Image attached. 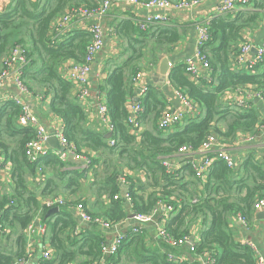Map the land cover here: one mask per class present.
I'll return each mask as SVG.
<instances>
[{"label": "trees", "instance_id": "16d2710c", "mask_svg": "<svg viewBox=\"0 0 264 264\" xmlns=\"http://www.w3.org/2000/svg\"><path fill=\"white\" fill-rule=\"evenodd\" d=\"M97 1L10 0L0 9V62L12 47L21 46L27 58L22 75L27 87L48 98V108L60 120L70 144L95 154L87 169L51 154L28 161L24 146L34 138V129L18 124L20 107L15 102L0 104V155L11 164L12 182L10 192L0 191V264H15L24 256V229L38 213L43 219L55 217L47 222L52 258L42 257L41 264L101 260L104 239L100 235L71 239L65 233L77 226L69 208L80 201L86 205V194L96 196V192L99 211L90 213L92 216L123 226L130 213L148 214L158 200L163 201L172 207L164 222L171 237L195 234L190 227L199 220L196 255L212 257V264H258L257 252L250 244L238 241L235 234L238 218L250 225L255 202L264 196V155L249 153L233 165L215 159L204 179L194 175L190 160L181 158L184 164L173 171H167L161 162L172 159L181 145L197 149L208 134L229 143L247 137L260 141L264 111L259 104H263L253 98L248 107H238L225 99L224 92L250 87V91L264 93V59L252 71L233 66L243 43L241 32L257 23L260 14L256 9H264V0L249 1L247 6L253 3L255 10L242 8L232 15L214 14L209 18L208 39L200 48L209 62L204 76L191 78L184 63L170 69V86L183 93L197 107V113L167 129H159L155 123L153 129L130 132L126 103L133 93L132 77L145 53L156 58L160 51H170L179 41L180 31L175 25L159 24L141 30L130 18L119 20L114 30L126 42L128 55L106 73L104 81L111 135L89 125L85 107L73 92L74 84L58 71L65 60L83 61L91 34L70 29L57 38L53 35L56 17L67 8L95 7ZM136 102L143 107L135 117L139 124L147 116L157 121L165 106L154 87H148ZM110 138L115 141L113 145L108 143ZM38 167L48 174L40 193L34 192L29 182ZM120 178L127 187L129 202L121 194ZM52 195H61L65 203L58 211L48 213L50 208L44 207L42 200ZM162 211L160 208L159 215ZM124 228L126 238L115 254L103 257L104 264H182L149 246L144 240L145 230ZM158 242L169 249L165 242ZM79 255L87 259L80 260ZM186 261L198 264L190 258Z\"/></svg>", "mask_w": 264, "mask_h": 264}, {"label": "built area", "instance_id": "2783aa9c", "mask_svg": "<svg viewBox=\"0 0 264 264\" xmlns=\"http://www.w3.org/2000/svg\"><path fill=\"white\" fill-rule=\"evenodd\" d=\"M202 0H98L95 7L86 6H72L65 10L62 16L57 17L54 22L53 35L59 36L68 32L71 28L69 21L72 17L78 16L83 20L88 21V25L84 28L91 34L90 42L85 47V55L82 62H75L70 59L63 61L58 67V71L62 73L68 80L74 84L75 97L85 108L89 104V78L93 69L94 58L96 54L102 49L106 32L104 30V17L112 5L118 6H130L138 7L143 9V15L134 14L130 17L132 23L141 30H145L154 25H168L169 15L168 11L176 10H192ZM250 0H220L217 6V14H231L237 9L249 8L247 4ZM166 11V12H165ZM209 19L198 23L196 25L197 37L195 51L192 55L185 58L183 61L186 72L193 79L200 77L201 70H207L209 68V62L205 56L201 53L200 48L204 42L208 39L207 24ZM20 60L21 64L16 66L15 60ZM264 59V39L256 47L251 42H243L240 45L238 54L236 55L235 61L239 67L253 70L254 66ZM27 62L26 55L21 46L12 47L7 55L1 60L0 67V104L6 101H13L20 107V112L17 117V122L21 126H31L34 129V138L28 140L25 143L24 151L28 161L35 162L41 157L47 155H55L61 161L71 160L79 163L81 169H87L91 165V161L95 154L86 149H77L75 145L70 144L64 137L62 131L56 129L53 133L44 128L40 123L36 114L31 110L29 105L15 96H8L2 94L1 91L10 82H14L18 90L22 92L28 91V88L23 81V69ZM142 77V72L137 71L134 77H132V83L137 84ZM7 84V85H6ZM147 88H141L139 90L140 97L146 92ZM176 98L179 101V107L174 113L166 112L161 114L158 120L159 129H167L174 124L182 122L184 118L193 116L197 113V107L181 92L175 90ZM227 96L225 99L231 100L232 104L238 107H248V101L255 98L259 100L264 107V93L260 91H250V87L246 89L235 88L233 90H227ZM142 106L138 102L131 104L129 109V116L126 119V123L130 125L132 132H140L139 123L135 119L138 114L142 111ZM108 108L103 102H97L95 104V114L100 120L106 121ZM106 133H112L110 122L107 124ZM55 136L57 137L60 145L64 148L62 151L56 148H49L46 144L47 138ZM260 142L263 147L264 154V130H261ZM246 139L252 140V137ZM114 139H108L110 145L114 144ZM177 154L185 155L190 160L194 175L200 179H204L207 172L210 170L211 165L215 159H220L226 162L228 165H233L235 162L232 156L225 151L221 140L213 134H208L202 141L197 149H192L189 145H181ZM199 156L198 160H193L194 155ZM161 164L166 168L167 171H173L178 167V163L174 159H164ZM0 166L1 170L10 171L11 164L0 155ZM41 171V168L38 167ZM131 173V170H127ZM91 173V172H90ZM133 173V172H132ZM122 185H125L123 178H120ZM126 186V185H125ZM127 188V187H126ZM117 196H115L116 198ZM126 200L129 202L127 193L124 195ZM65 200L61 195H52L45 197L42 200V205L46 208L59 207L64 205ZM160 208L163 209L161 215H159ZM76 216L86 224L100 225L106 229L121 227V223H111L98 216H92L88 213L80 201L74 205ZM171 205L165 204L163 201H159L156 207L148 214L132 212L130 218L127 217L126 221L130 223V229L132 232H138L142 225L152 224L156 230V237L172 246L178 248L182 245H186L190 251L195 250V243L192 234L186 235L182 238L171 237L164 228L165 216L171 212ZM255 211H264V196L259 198L255 202ZM160 216L159 219L157 216ZM37 216L26 226L24 233L30 238L33 234L42 236L45 234L46 226L41 221H36ZM239 221H244L241 217ZM77 228L75 232H77ZM125 230L117 231L115 236L109 241H102L100 244L101 254L103 257L113 255L117 252L118 247L126 238ZM167 259L170 261L179 262L181 256L174 252H168ZM41 256L43 258H52V252L50 248L45 247L42 250ZM101 260L86 262L84 264H104V258ZM209 257V263L212 264L213 258ZM24 258H18L15 264H24ZM258 264H264V258L257 256Z\"/></svg>", "mask_w": 264, "mask_h": 264}, {"label": "crops", "instance_id": "0c3cea01", "mask_svg": "<svg viewBox=\"0 0 264 264\" xmlns=\"http://www.w3.org/2000/svg\"><path fill=\"white\" fill-rule=\"evenodd\" d=\"M9 1L10 0H0V9H2L7 3H9ZM219 2L220 0H202L198 6L189 11H165L169 15L168 25H175L180 31L179 41L172 47L170 51H160L156 58L151 56L150 53H145L144 59L140 61V67L138 70L142 72V77L137 84L132 83L133 93L132 96L128 97L126 103L127 108H129L132 103L138 101L141 95L139 94V90L141 88L154 87L156 91H158L159 99L163 101L165 105L161 114H164L166 112L174 113L178 109L179 101L176 98L174 92L175 89L169 84L168 72L174 65L183 63L186 57L194 53L197 37L196 25L208 20L212 15L217 14V6ZM253 6V3H251L249 9L255 10ZM256 11H258L260 14L257 23L253 24L251 27L244 28L241 32V34L243 35V42H251L255 47L259 45L264 39V9L257 8ZM64 12H62L57 17L62 16ZM235 12L236 10L228 15H232ZM134 14L143 15V9L138 7L112 5L103 20L106 36L102 49L96 54L94 58L93 69L89 78V104L85 108V110L88 114L89 125L104 132L107 130V124L109 120L103 121L97 118L95 114V104L97 102H103L104 104H106L104 89L106 73L115 65H118L128 55V52L126 51V42L117 35L114 27L117 25L119 20L130 18ZM88 23V21L83 20V18H80L78 16L72 17L69 21L71 30H84ZM164 58L167 59L169 67L167 73L163 75L159 68L160 63ZM20 64V60L16 59L15 65L18 66ZM233 66L236 69L241 68L237 65L236 61L233 62ZM206 71L207 70H201L200 77L204 76L206 74ZM73 92L75 94V89H73ZM226 92L227 91L224 92V96H227ZM1 93L8 96H15L26 102L38 117L39 123L51 133H53L56 129L62 130V124L60 120H58V118L49 110L47 103L48 98L44 99V95L35 90H30L29 88L28 91L22 92L18 90L14 82H10L7 86H5ZM255 101L258 100L255 99ZM259 107L264 111V108L261 104H259ZM160 116L158 117L157 121L156 118L151 119L150 116H147L146 118L141 120L139 124L140 131L153 129L155 123L158 124ZM261 130H264V121L263 125L260 128V131ZM130 132H132V130ZM255 140L256 139L248 140L242 138L240 141H235L233 143L222 141L221 143L225 151H227L232 156L233 161L238 162L244 159V157L249 153H254L257 157L264 155L261 142ZM47 146H49V148H53L48 144ZM198 157L199 156L195 154L193 156V160H198ZM181 158H184V160H188L185 155L177 153L174 154L172 158L176 163H178V167L184 164L182 163ZM47 177L48 174L44 175L42 173V170H38V172H36L35 178L29 179L31 189L36 193H40L43 188L44 181ZM140 178L143 179V175ZM11 190L12 182L10 179L9 171L0 169V191L8 193ZM96 196H93V194L91 195L90 193H87L85 196L86 200L88 201L85 200L86 205L84 206L88 213H95L99 211V205H96L98 198L97 192ZM101 199L102 198L99 197L100 202ZM82 200L84 201V199ZM102 202L105 203V201ZM69 209L73 216V219L77 221L76 228L78 229L76 230L77 232H75L76 228L72 232H69V230L65 232L66 235L70 236L71 239L75 237L77 238L79 235L81 237L84 236V238H90L92 236L100 235L104 239V241H109L115 236L117 231H122L125 229L124 227L127 226L130 227V223H126V221L123 226L110 229H106L96 224H86L84 222H81V220L76 216L74 205ZM56 211L58 210L52 212ZM256 214L257 211H255V216L250 225H246L245 221H237L238 226L236 228L235 237L241 243L250 244V246L257 252V256H261L264 258V219L258 218ZM36 216L38 217L36 218V221H41L45 224L46 231L42 236L33 234L32 236H30V238L25 234V254L24 256L20 257L24 258V264H41L43 260L41 256L42 250L45 247L50 248V227L47 222L49 220H51V222L54 221L55 217L50 219L45 218V220L39 213L36 214L35 217ZM240 224L241 226H239ZM199 227V220L194 222V224H192L190 227V231H195V234L192 233L194 241L197 240ZM141 229L145 230L143 236L146 243L149 246L157 247L158 249H160L162 254H164L166 257V254L168 252H174L181 256V261H179V263L185 264L187 262L186 260L190 258L191 261L196 260L198 264H210L208 256H204V254L196 255L194 251H190L186 245H182L178 248L169 246V249L161 246L158 242L160 240L156 237V230H154L155 227L152 224H144L141 226ZM79 259L85 260L87 258H85L83 255H79Z\"/></svg>", "mask_w": 264, "mask_h": 264}, {"label": "water", "instance_id": "95a60500", "mask_svg": "<svg viewBox=\"0 0 264 264\" xmlns=\"http://www.w3.org/2000/svg\"><path fill=\"white\" fill-rule=\"evenodd\" d=\"M168 67H169L168 61H167L166 58H164V59L161 61V63H160V68H159L160 71H161V73H162L163 75L167 73V71H168ZM46 143H47L48 145L52 146L53 148L60 149L61 151L64 149V148L60 145V143H59L57 137H55V136H51V137L47 138ZM126 193H127V188H126L125 185H122V187H121V194L124 196ZM55 210H58V207L50 208L49 212H52V211H55ZM131 216H132V214H129L128 218H130ZM256 216H257L258 218H263V219H264V211H258L257 214H256ZM126 223H128V222L126 221Z\"/></svg>", "mask_w": 264, "mask_h": 264}, {"label": "rangeland", "instance_id": "374dc122", "mask_svg": "<svg viewBox=\"0 0 264 264\" xmlns=\"http://www.w3.org/2000/svg\"><path fill=\"white\" fill-rule=\"evenodd\" d=\"M25 37V36H24Z\"/></svg>", "mask_w": 264, "mask_h": 264}]
</instances>
